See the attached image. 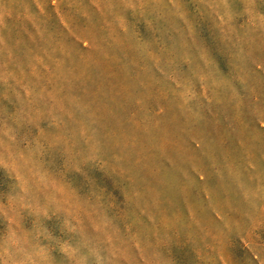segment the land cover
I'll return each mask as SVG.
<instances>
[{"label": "rangeland", "instance_id": "374dc122", "mask_svg": "<svg viewBox=\"0 0 264 264\" xmlns=\"http://www.w3.org/2000/svg\"><path fill=\"white\" fill-rule=\"evenodd\" d=\"M0 264H264V0H0Z\"/></svg>", "mask_w": 264, "mask_h": 264}]
</instances>
